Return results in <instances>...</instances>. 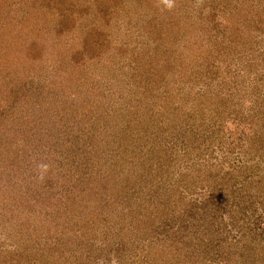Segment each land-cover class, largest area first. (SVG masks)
<instances>
[{
    "label": "rangeland",
    "instance_id": "obj_1",
    "mask_svg": "<svg viewBox=\"0 0 264 264\" xmlns=\"http://www.w3.org/2000/svg\"><path fill=\"white\" fill-rule=\"evenodd\" d=\"M261 2L0 0V264H264V150L204 144L221 171L176 186L158 161L123 164L117 140L137 124L128 145L153 162L167 117L204 110L255 122L264 142V111L237 113L248 95L262 96L245 112L264 107ZM141 63L170 76L137 114L127 75Z\"/></svg>",
    "mask_w": 264,
    "mask_h": 264
},
{
    "label": "trees",
    "instance_id": "obj_2",
    "mask_svg": "<svg viewBox=\"0 0 264 264\" xmlns=\"http://www.w3.org/2000/svg\"><path fill=\"white\" fill-rule=\"evenodd\" d=\"M260 12H264V3L261 2L260 5ZM261 24V28L260 30H262V34L264 35V23H262V21H260ZM166 29V33L168 38H173V35L171 31H177V29H179L181 27L179 21L176 22H172V23H168L166 22V25H163ZM181 31V30H180ZM179 33V32H178ZM141 57V56H140ZM141 59H143V57H141ZM150 60V63H153V58L152 59H147L146 61ZM253 66V62L251 64ZM155 67L153 68V66H149L146 67V64L141 63V65L137 64L136 66H133V70L134 72L127 75V77L130 79L129 81L132 82L131 86L128 88L129 91V95H131L132 97L136 96V101L137 104L132 106V111L135 113H140L143 112V110L148 109V103L149 101L153 100V99H161V95H165L167 92V90H165L163 88V79L168 78L169 75V70L167 68H164V71H168V75L169 76H165V73L162 72L160 73L159 76H157V72L155 71ZM255 77H258V80H261L264 78V73L262 71H257V74ZM157 78H160L159 80H157ZM132 79V80H131ZM255 81V82H257ZM260 86L259 84H256L255 87ZM263 86V85H262ZM249 87V86H247ZM251 89H254L253 86H250ZM137 90L139 92H137ZM255 90V89H254ZM253 91L247 93V94H252L255 93ZM262 91V90H261ZM260 91V92H261ZM165 93V94H164ZM237 93L240 94H244L246 92L243 91H237ZM128 95V96H129ZM235 96V95H234ZM233 96V97H234ZM250 99L243 98V99H239L242 100L243 103L241 104V107L237 110V113H241V115L245 116L247 120H251L253 119V115L252 112H263L264 111V107L260 110H255V108H250L245 112L243 109L244 106V100H251V102H256L257 100L261 99L260 96H256V98L253 100V96L248 95ZM149 98L148 101H145L144 99ZM264 100V98L262 99ZM261 100V101H262ZM145 101V103H144ZM214 105H217L216 103ZM262 106V105H261ZM166 108V106L164 107ZM260 108V106H259ZM163 109L159 110L161 112H158L159 114H164L162 112ZM204 110H199V113H196L194 110L191 111L190 115L187 117V121H185V123L181 126H177L175 127L176 124V120H174V117L172 116H168L167 119L169 120L170 124H171V128L173 130V133L170 134V136H168V134H165L163 132V135H159V133L157 134V136H155L153 139H151L149 141V143H151V145H155L156 141H158L159 138H163L164 144H162L163 148H159L158 146L155 148V150L160 154V156H156V160L152 161H147L148 159L144 158L142 160H140L141 157V153L139 156H137V150L134 149L130 144L128 145V142H133L135 141L136 135L134 137V135H132L131 132L135 133L137 131L142 130L137 124H133L131 123L132 127L135 128V132L134 130L130 129V131H123V134L121 135L119 142L123 145V148H125V151H127L129 149V152L131 153L132 157H127L124 160H122L123 164L129 165V166H134L138 163L141 164L140 167H142L144 164L143 163H149L150 166L155 165V161L161 163L164 172L162 173V175L159 176H155L158 177L156 180H165V181H173V183L177 186L182 185L180 182H183V178L185 176L187 177H192V179H195V177L201 173L206 174L207 177H210L212 175H215L214 173L217 170V167H212L206 160L205 158H203V153H202V146L204 144H206L208 147L207 149L211 150V146L212 144L218 140L217 145L219 144V146H221L224 150H228L229 151L231 149H238L240 152L242 151H246L247 148H251L253 151L255 152H259L261 150H264V142L263 141H257V139L259 138L256 133H257V128L258 126L255 124V122L251 123L252 125L248 126V127H244L242 125H239L238 123H235L236 121H240L241 117L238 118H229L226 115H224V112H222V114H215L212 115L210 118H208L206 120V118L208 116H210L211 114H204L203 113ZM253 112V113H254ZM211 113V112H210ZM76 115V114H75ZM74 115V116H75ZM73 116V117H74ZM88 117V116H87ZM164 118H161V125L163 130L168 132V122L165 123L164 120L166 118V116H163ZM232 120L229 124L226 123V120ZM236 119V120H235ZM227 120V121H228ZM243 123L245 121H242ZM94 123V122H93ZM245 125V124H244ZM242 126V128L240 129L239 127ZM223 132H226V129L230 131V136L227 137V135L222 134V136L218 137L216 136L215 139H211L210 136L212 135H218V130H220L221 128H223ZM233 127V128H232ZM176 128L178 129V131L176 130ZM144 134H146V132H144L143 134H141L142 136H137V138L143 140L144 139ZM167 141V142H166ZM159 142V141H158ZM140 144V143H139ZM142 145V144H141ZM144 145V144H143ZM66 146V145H65ZM129 146V148L127 147ZM67 147V146H66ZM254 147H256L254 149ZM128 148V149H127ZM153 149H151L152 151ZM207 151V150H206ZM233 152H235L233 150ZM136 157V158H135ZM205 162V163H204ZM180 163H183L182 165H180ZM189 163V164H188ZM177 164H179L180 166L177 167ZM182 167V170L179 171V168ZM176 168V169H173ZM174 170V171H172ZM221 171V170H220ZM220 171L216 172V175H218V173ZM174 173V176H173ZM227 174H232V171H228ZM134 176V175H133ZM132 176V177H133ZM136 176V175H135ZM199 177V176H198ZM215 177V176H214ZM162 178V179H161ZM191 179V180H192ZM193 182V183H192ZM190 181L188 184L190 186H192L194 183H196V181ZM148 185V184H147ZM189 186V187H190ZM147 189L150 191V187L146 186ZM196 187V190H198V186L197 184H194V188Z\"/></svg>",
    "mask_w": 264,
    "mask_h": 264
},
{
    "label": "clouds",
    "instance_id": "obj_3",
    "mask_svg": "<svg viewBox=\"0 0 264 264\" xmlns=\"http://www.w3.org/2000/svg\"><path fill=\"white\" fill-rule=\"evenodd\" d=\"M165 4L168 5L169 8L172 7V3H171V0H164ZM41 168H43L44 170L47 169V165H41Z\"/></svg>",
    "mask_w": 264,
    "mask_h": 264
}]
</instances>
